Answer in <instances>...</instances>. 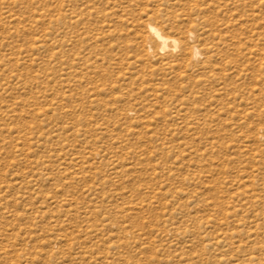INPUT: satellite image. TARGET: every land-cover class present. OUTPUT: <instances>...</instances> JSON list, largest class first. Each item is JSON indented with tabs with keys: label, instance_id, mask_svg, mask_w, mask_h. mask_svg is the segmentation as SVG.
I'll use <instances>...</instances> for the list:
<instances>
[{
	"label": "rangeland",
	"instance_id": "374dc122",
	"mask_svg": "<svg viewBox=\"0 0 264 264\" xmlns=\"http://www.w3.org/2000/svg\"><path fill=\"white\" fill-rule=\"evenodd\" d=\"M0 264H264V0H0Z\"/></svg>",
	"mask_w": 264,
	"mask_h": 264
},
{
	"label": "bare ground",
	"instance_id": "6f19581e",
	"mask_svg": "<svg viewBox=\"0 0 264 264\" xmlns=\"http://www.w3.org/2000/svg\"><path fill=\"white\" fill-rule=\"evenodd\" d=\"M149 32L155 38V42L160 46L158 48L161 49V51L167 50V48L169 47V43H173L175 48L178 47V40L169 38L161 31V29L157 28L155 25L149 24ZM200 54V50L198 48H195L194 56L197 58V56Z\"/></svg>",
	"mask_w": 264,
	"mask_h": 264
}]
</instances>
